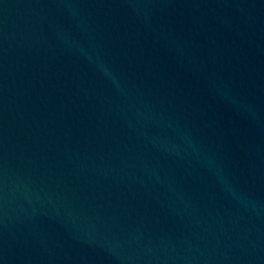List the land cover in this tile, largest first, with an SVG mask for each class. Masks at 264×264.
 <instances>
[{
    "label": "water",
    "instance_id": "water-1",
    "mask_svg": "<svg viewBox=\"0 0 264 264\" xmlns=\"http://www.w3.org/2000/svg\"><path fill=\"white\" fill-rule=\"evenodd\" d=\"M0 264H264V0H0Z\"/></svg>",
    "mask_w": 264,
    "mask_h": 264
}]
</instances>
